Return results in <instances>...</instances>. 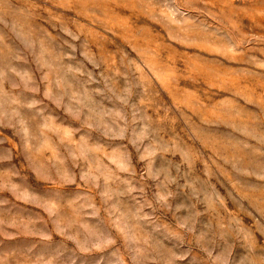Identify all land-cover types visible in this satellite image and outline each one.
<instances>
[{
  "label": "rangeland",
  "instance_id": "374dc122",
  "mask_svg": "<svg viewBox=\"0 0 264 264\" xmlns=\"http://www.w3.org/2000/svg\"><path fill=\"white\" fill-rule=\"evenodd\" d=\"M0 264H264V0H0Z\"/></svg>",
  "mask_w": 264,
  "mask_h": 264
}]
</instances>
